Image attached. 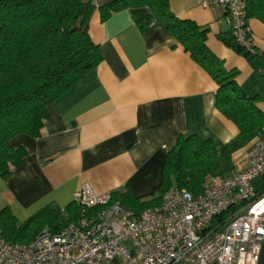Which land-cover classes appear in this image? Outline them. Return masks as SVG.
Segmentation results:
<instances>
[{
    "label": "crops",
    "instance_id": "crops-1",
    "mask_svg": "<svg viewBox=\"0 0 264 264\" xmlns=\"http://www.w3.org/2000/svg\"><path fill=\"white\" fill-rule=\"evenodd\" d=\"M169 6L176 17L208 28V48L226 69L238 71V86L256 96L264 112V57L248 61L220 41L229 30L224 11L198 0H169ZM148 15L152 23L139 27L137 20ZM248 25L253 46L264 54V23L249 18ZM88 33L101 61L48 106L38 137L18 135L11 141L26 155L7 177L0 176V208L8 206L19 223L50 203L65 207L82 183L97 193L129 190L145 197L159 187L165 153L180 135L210 139L220 149L238 133L215 107V81L153 8H119L106 20L96 8ZM257 138L230 147L216 174L245 166V150Z\"/></svg>",
    "mask_w": 264,
    "mask_h": 264
},
{
    "label": "trees",
    "instance_id": "trees-1",
    "mask_svg": "<svg viewBox=\"0 0 264 264\" xmlns=\"http://www.w3.org/2000/svg\"><path fill=\"white\" fill-rule=\"evenodd\" d=\"M0 0V176L7 177L21 163L26 150L14 147L18 135L38 137L48 106L101 61L99 46L88 33V22L98 8L106 20L119 8L149 6L163 21L168 33L215 81V107L238 129L236 137L217 149L210 139L180 135L165 153L158 194L150 199L135 197L129 190L115 191L112 200L139 214L158 205L170 188L201 191L203 178L229 158V148L238 147L264 132V112L257 97L246 96L236 82L238 71L228 70L206 44L208 28L176 17L169 0ZM245 17L264 23V0H244ZM153 15L137 20L139 27L152 23ZM220 41L250 61L264 57L254 46L241 45L231 29L219 35ZM264 191V178L258 182ZM81 216L73 202L61 208L48 204L19 223L12 210L0 208V233L10 243L30 241L44 228L59 231Z\"/></svg>",
    "mask_w": 264,
    "mask_h": 264
},
{
    "label": "built area",
    "instance_id": "built-area-1",
    "mask_svg": "<svg viewBox=\"0 0 264 264\" xmlns=\"http://www.w3.org/2000/svg\"><path fill=\"white\" fill-rule=\"evenodd\" d=\"M198 1L220 7L236 40L255 51L244 0ZM244 155L245 166L207 174L198 194L170 188L139 214L82 183L72 200L81 209L77 221L25 243L0 233V264H258L264 191L254 182L264 178V132Z\"/></svg>",
    "mask_w": 264,
    "mask_h": 264
},
{
    "label": "rangeland",
    "instance_id": "rangeland-1",
    "mask_svg": "<svg viewBox=\"0 0 264 264\" xmlns=\"http://www.w3.org/2000/svg\"><path fill=\"white\" fill-rule=\"evenodd\" d=\"M223 164H224V166H226L227 163H223ZM221 170L222 169H221V165H220V167H218L217 169L216 168L214 169L215 174H216V172H219ZM254 183H255V185H258V181H255ZM158 189H159V187L158 188H155L148 195H146L145 197H142L141 199L142 200H147V199L152 198L153 196H156L158 194Z\"/></svg>",
    "mask_w": 264,
    "mask_h": 264
},
{
    "label": "water",
    "instance_id": "water-1",
    "mask_svg": "<svg viewBox=\"0 0 264 264\" xmlns=\"http://www.w3.org/2000/svg\"><path fill=\"white\" fill-rule=\"evenodd\" d=\"M258 264H264V242H262Z\"/></svg>",
    "mask_w": 264,
    "mask_h": 264
}]
</instances>
